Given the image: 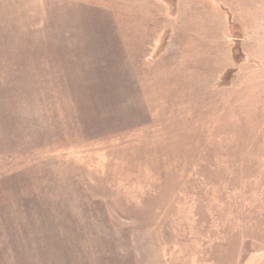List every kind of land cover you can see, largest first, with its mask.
Instances as JSON below:
<instances>
[{
  "label": "rangeland",
  "instance_id": "374dc122",
  "mask_svg": "<svg viewBox=\"0 0 264 264\" xmlns=\"http://www.w3.org/2000/svg\"><path fill=\"white\" fill-rule=\"evenodd\" d=\"M0 264H264V0H0Z\"/></svg>",
  "mask_w": 264,
  "mask_h": 264
},
{
  "label": "trees",
  "instance_id": "16d2710c",
  "mask_svg": "<svg viewBox=\"0 0 264 264\" xmlns=\"http://www.w3.org/2000/svg\"><path fill=\"white\" fill-rule=\"evenodd\" d=\"M54 111V109L52 108V112Z\"/></svg>",
  "mask_w": 264,
  "mask_h": 264
}]
</instances>
